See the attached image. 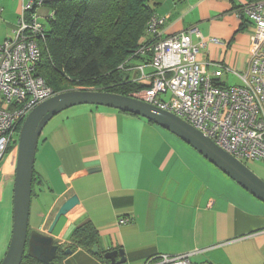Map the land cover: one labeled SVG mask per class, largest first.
I'll list each match as a JSON object with an SVG mask.
<instances>
[{"label":"crops","instance_id":"0c3cea01","mask_svg":"<svg viewBox=\"0 0 264 264\" xmlns=\"http://www.w3.org/2000/svg\"><path fill=\"white\" fill-rule=\"evenodd\" d=\"M26 1L0 0V42L13 35ZM249 1L156 0L154 10L167 15L163 37L196 26L205 38L221 41L198 52L203 72L214 68L208 62L240 72L249 59L245 29L251 22L238 17L237 9ZM49 8H41L40 16ZM230 71L220 78L225 86H232L225 81L231 74L239 82ZM186 146L147 119L113 108L83 104L59 112L39 136L29 230L71 245L63 264H110L101 253L117 249L125 258L118 264L186 252L191 264H264V203ZM9 153L0 160V261L12 230L16 150ZM73 194L78 203L54 223L59 206ZM85 223L96 230L100 254L70 240Z\"/></svg>","mask_w":264,"mask_h":264},{"label":"built area","instance_id":"2783aa9c","mask_svg":"<svg viewBox=\"0 0 264 264\" xmlns=\"http://www.w3.org/2000/svg\"><path fill=\"white\" fill-rule=\"evenodd\" d=\"M47 1L27 0L13 35L0 42V160L30 110L56 94L37 71L39 43L46 34L39 10ZM55 12L49 8L43 18L53 19ZM237 15L254 26L247 66L233 71L237 84L225 86L220 81L228 70L222 63L208 62L214 68L203 72L197 62L200 49L209 42L220 43L217 38H205L196 26L163 37L167 15L157 13L146 22L148 39L118 67L129 80L149 83L131 96L181 117L242 162L264 160V0L241 4ZM190 256L161 254L144 264H191Z\"/></svg>","mask_w":264,"mask_h":264},{"label":"trees","instance_id":"16d2710c","mask_svg":"<svg viewBox=\"0 0 264 264\" xmlns=\"http://www.w3.org/2000/svg\"><path fill=\"white\" fill-rule=\"evenodd\" d=\"M155 4L156 0H48L45 5L56 12L44 22L38 74L55 93L81 86L130 95L148 86L129 80L118 66L144 42ZM70 240L90 250L97 242L96 230L85 223ZM20 264L40 263L24 253Z\"/></svg>","mask_w":264,"mask_h":264},{"label":"water","instance_id":"95a60500","mask_svg":"<svg viewBox=\"0 0 264 264\" xmlns=\"http://www.w3.org/2000/svg\"><path fill=\"white\" fill-rule=\"evenodd\" d=\"M83 104L104 106L131 113L162 127L179 137L252 196L264 203V180L252 172L244 162L224 151L181 117L131 95L84 88L69 89L58 92L37 104L21 124L13 181L11 237L0 264H20L25 251L29 257L42 264H63L61 261L56 262L59 244L54 242L53 237L28 228L32 176L38 140L44 125L59 112ZM96 170L98 169L95 167L88 168L85 169V173ZM77 203V195L73 194L68 197L59 206L53 220L54 223ZM70 252L71 249L68 248L61 256ZM91 252L100 254L96 244L93 245ZM101 255L109 260L110 264H118L125 260L122 249L105 251ZM117 255L120 259L115 261Z\"/></svg>","mask_w":264,"mask_h":264},{"label":"rangeland","instance_id":"374dc122","mask_svg":"<svg viewBox=\"0 0 264 264\" xmlns=\"http://www.w3.org/2000/svg\"><path fill=\"white\" fill-rule=\"evenodd\" d=\"M40 20L45 22V18L40 17ZM248 33V37H249V42H250V36L254 33V26L251 24L249 25L246 29H245ZM219 40V39H218ZM220 41V40H219ZM221 42V41H220ZM248 42V43H249ZM249 46V45H248ZM202 51L199 53V57L201 55ZM199 57L197 58V60L199 59ZM135 62V61H133ZM229 71L232 73L233 71H235L236 69L233 68L231 65L228 66ZM228 84L233 85L237 82V78L231 74L229 75V77L225 80ZM89 89L87 87H81V86H71L70 89ZM165 130V129H164ZM167 131V130H165ZM169 132V131H167ZM171 133V132H170ZM18 134H19V130L16 132V135L14 137V139L8 144L7 149L5 151V153L3 154V157H7L10 155V150L11 149H15L17 148V141H18ZM174 135V134H172ZM176 136V135H174ZM176 138L181 141L182 143H184V145H187L189 147V149H193L192 147H190L188 144H186L184 141H182L179 137L176 136ZM186 146V147H187ZM194 150V149H193ZM195 151V150H194ZM195 153H197V151H195ZM244 163L246 164V166L252 171L254 172L256 175H258L260 178H262L264 180V160H252V159H248V160H244Z\"/></svg>","mask_w":264,"mask_h":264},{"label":"flooded vegetation","instance_id":"af4514ba","mask_svg":"<svg viewBox=\"0 0 264 264\" xmlns=\"http://www.w3.org/2000/svg\"><path fill=\"white\" fill-rule=\"evenodd\" d=\"M68 248H69L68 245L67 246H64V245H60L59 244V247H58V250H57V256H56V262H60L61 261V255H62L63 251L66 250V249H68ZM25 253H26V251H25ZM38 263H40V262H38ZM40 264H42V263H40Z\"/></svg>","mask_w":264,"mask_h":264}]
</instances>
